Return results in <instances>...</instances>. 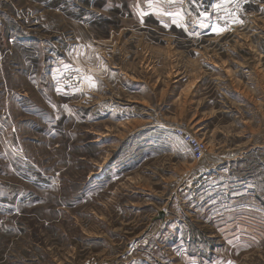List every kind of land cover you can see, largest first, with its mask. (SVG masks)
I'll return each mask as SVG.
<instances>
[{
  "label": "rangeland",
  "instance_id": "1",
  "mask_svg": "<svg viewBox=\"0 0 264 264\" xmlns=\"http://www.w3.org/2000/svg\"><path fill=\"white\" fill-rule=\"evenodd\" d=\"M0 264H264V0H0Z\"/></svg>",
  "mask_w": 264,
  "mask_h": 264
},
{
  "label": "built area",
  "instance_id": "2",
  "mask_svg": "<svg viewBox=\"0 0 264 264\" xmlns=\"http://www.w3.org/2000/svg\"><path fill=\"white\" fill-rule=\"evenodd\" d=\"M175 133L179 136L188 146L189 151H191L192 156L195 160H202L205 157L207 150V142L199 138L191 131H188L183 126H177Z\"/></svg>",
  "mask_w": 264,
  "mask_h": 264
},
{
  "label": "snow or ice",
  "instance_id": "3",
  "mask_svg": "<svg viewBox=\"0 0 264 264\" xmlns=\"http://www.w3.org/2000/svg\"><path fill=\"white\" fill-rule=\"evenodd\" d=\"M164 2L168 3V4H172V3H176V0H164ZM180 2L182 3V0H180ZM151 6V5H150ZM163 15H168L170 17H180L181 13L179 11L176 12H169V11H164L162 12ZM224 29L222 28H216L214 29V31H223ZM87 79H92L91 77H86Z\"/></svg>",
  "mask_w": 264,
  "mask_h": 264
},
{
  "label": "water",
  "instance_id": "4",
  "mask_svg": "<svg viewBox=\"0 0 264 264\" xmlns=\"http://www.w3.org/2000/svg\"><path fill=\"white\" fill-rule=\"evenodd\" d=\"M164 214H165V212L163 210H161L159 216L163 218L164 217Z\"/></svg>",
  "mask_w": 264,
  "mask_h": 264
}]
</instances>
